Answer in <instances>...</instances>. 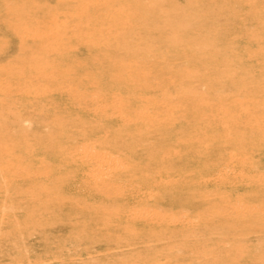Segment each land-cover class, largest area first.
<instances>
[{
  "label": "rangeland",
  "instance_id": "374dc122",
  "mask_svg": "<svg viewBox=\"0 0 264 264\" xmlns=\"http://www.w3.org/2000/svg\"><path fill=\"white\" fill-rule=\"evenodd\" d=\"M0 264H264V0H0Z\"/></svg>",
  "mask_w": 264,
  "mask_h": 264
}]
</instances>
